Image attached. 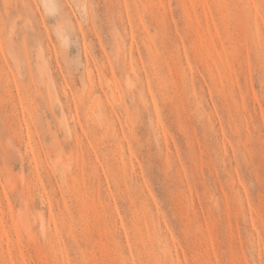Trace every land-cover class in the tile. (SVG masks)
Wrapping results in <instances>:
<instances>
[{
	"label": "rangeland",
	"instance_id": "374dc122",
	"mask_svg": "<svg viewBox=\"0 0 264 264\" xmlns=\"http://www.w3.org/2000/svg\"><path fill=\"white\" fill-rule=\"evenodd\" d=\"M54 1L0 0V264H264V0Z\"/></svg>",
	"mask_w": 264,
	"mask_h": 264
},
{
	"label": "bare ground",
	"instance_id": "6f19581e",
	"mask_svg": "<svg viewBox=\"0 0 264 264\" xmlns=\"http://www.w3.org/2000/svg\"><path fill=\"white\" fill-rule=\"evenodd\" d=\"M41 1L44 4V7H46L48 11H55L57 9V5L54 0H41ZM87 81L91 83L93 82V72L92 71L88 73Z\"/></svg>",
	"mask_w": 264,
	"mask_h": 264
}]
</instances>
